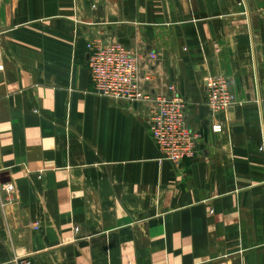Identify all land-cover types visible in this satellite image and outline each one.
<instances>
[{"label":"crops","instance_id":"0c3cea01","mask_svg":"<svg viewBox=\"0 0 264 264\" xmlns=\"http://www.w3.org/2000/svg\"><path fill=\"white\" fill-rule=\"evenodd\" d=\"M94 42L135 52L152 94L175 87L194 159L163 158L151 105L95 93ZM24 260L264 264V0H0V264Z\"/></svg>","mask_w":264,"mask_h":264},{"label":"built area","instance_id":"2783aa9c","mask_svg":"<svg viewBox=\"0 0 264 264\" xmlns=\"http://www.w3.org/2000/svg\"><path fill=\"white\" fill-rule=\"evenodd\" d=\"M89 69L95 93L115 101L147 103L152 106L149 132L163 158L179 165L185 159H194L199 136L187 121V102L174 86L168 93L154 95L143 87L140 74L141 58L125 45L117 42H94L88 45ZM151 53L149 59L157 60ZM234 104V97L224 77H210L206 81V106L213 114L225 113ZM222 126L213 127L220 133ZM8 191L11 187L7 188ZM19 264H32L29 260Z\"/></svg>","mask_w":264,"mask_h":264}]
</instances>
